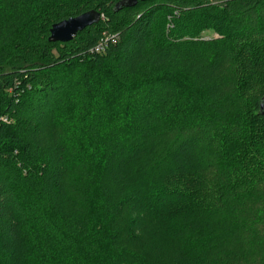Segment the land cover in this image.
Listing matches in <instances>:
<instances>
[{"label": "trees", "instance_id": "16d2710c", "mask_svg": "<svg viewBox=\"0 0 264 264\" xmlns=\"http://www.w3.org/2000/svg\"><path fill=\"white\" fill-rule=\"evenodd\" d=\"M118 1L0 0V264H264V0Z\"/></svg>", "mask_w": 264, "mask_h": 264}, {"label": "water", "instance_id": "95a60500", "mask_svg": "<svg viewBox=\"0 0 264 264\" xmlns=\"http://www.w3.org/2000/svg\"><path fill=\"white\" fill-rule=\"evenodd\" d=\"M137 0H120L115 4V9L121 7H130L136 3ZM102 19V15L92 9L85 11L77 16L61 20L54 23L49 31V41L52 42H67L72 40L80 31L87 26L98 23ZM260 112L264 115V97L260 103Z\"/></svg>", "mask_w": 264, "mask_h": 264}, {"label": "rangeland", "instance_id": "374dc122", "mask_svg": "<svg viewBox=\"0 0 264 264\" xmlns=\"http://www.w3.org/2000/svg\"><path fill=\"white\" fill-rule=\"evenodd\" d=\"M208 36H213V34L212 33H210V34H207Z\"/></svg>", "mask_w": 264, "mask_h": 264}]
</instances>
